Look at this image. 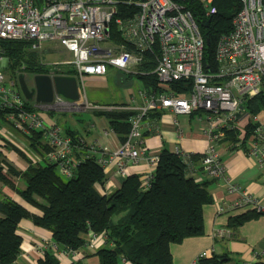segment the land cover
<instances>
[{
  "label": "built area",
  "instance_id": "1",
  "mask_svg": "<svg viewBox=\"0 0 264 264\" xmlns=\"http://www.w3.org/2000/svg\"><path fill=\"white\" fill-rule=\"evenodd\" d=\"M197 8L207 17L215 11L213 0H0V41H26L32 51L44 43L60 44L72 56L70 65L75 71L79 94L76 100L56 92L49 102H37L34 95L31 100L26 99L17 79L6 77L3 67L7 63L0 48L3 64L0 68V164L5 159L11 162L7 148L23 151L13 147L16 135L25 142L27 135L38 130L48 143L46 158L58 166L61 176L69 177L77 162L72 154V138L63 134L57 124H46L40 112L115 108L87 103L83 78L106 75L109 67L127 71L148 53L156 62L153 71L159 79V91L148 94L146 89L139 90L144 103L132 105L130 110L136 113L126 138L116 149L95 146L96 161L101 167L113 163L118 174L126 175L125 160H137L143 154L139 143L142 118L155 109L203 119L208 143L202 163L204 172L211 177L224 175L216 145L229 130L243 137L247 157L264 163V118L261 117L264 110L254 114L248 109L253 97L264 96V0H241L232 30L217 41L212 70H206L203 61L205 41L199 29L201 20L192 14ZM112 27L131 49L111 37ZM172 82H177L178 88L172 87ZM33 85L32 77L28 87ZM23 154L24 159L37 160L30 147ZM157 160V155L149 157L153 169ZM153 169L143 174V185H148L147 175ZM228 191H238V187L229 183ZM233 206L264 210L258 199L245 193ZM225 207L220 205L218 210ZM98 237L104 239L102 234L93 235L87 246ZM47 248L54 249L55 245L49 241L33 246L39 256ZM80 252L59 250L57 257L72 259ZM209 254L210 251L203 250L196 259Z\"/></svg>",
  "mask_w": 264,
  "mask_h": 264
},
{
  "label": "trees",
  "instance_id": "2",
  "mask_svg": "<svg viewBox=\"0 0 264 264\" xmlns=\"http://www.w3.org/2000/svg\"><path fill=\"white\" fill-rule=\"evenodd\" d=\"M213 4L215 11L210 17L204 16L198 8L193 9L192 13L201 20L199 29L205 41L203 61L206 70L215 68L217 41L232 30L241 0H213ZM206 21L209 22L205 27L203 24ZM110 34L115 41L131 49L115 27L111 28ZM28 45L26 41H0L2 55L8 58L5 68L11 75L16 71L34 74L48 72L49 66L40 63L38 52L29 50ZM155 65L154 57L148 53L144 60L134 63L133 67L122 73L126 77L138 78L142 82V89H146L148 94L156 93L159 91V79L153 71ZM65 67H61V72L75 74L74 70ZM171 85L178 88L177 82ZM248 109L254 114L264 110V96L253 97ZM95 111L107 118L110 128L122 142L136 112L130 109ZM149 112L142 119L150 116ZM49 114L52 115V112ZM67 134L72 138V154L77 161L67 178L61 176L58 166L46 158L48 143L43 132L38 130L26 137L31 153L37 160L31 161L26 157L25 170L6 159L3 165L0 164V264H17L21 237L16 229L23 218L48 230L55 245L54 249H45L36 264H59L57 251L82 252L88 247L89 238L98 234L103 235L105 245L91 253L97 257V264H120L122 261L132 264H173L170 244L203 234V206L212 202V196L206 180H196L195 176L203 173L208 179H217L204 172V153L174 152L163 148L157 154L156 166L147 175L148 185H143V174H130L124 176L119 188L105 193L96 188L106 181L105 170L96 161L97 148L87 145L74 132L67 130ZM237 134L235 130L226 131L222 141L227 142L229 149L244 146L243 138L238 139ZM82 153L84 155L80 157ZM3 166L6 168L3 169ZM14 178L24 183L23 189L14 184ZM3 186L13 189L40 213L29 212L4 195L1 192ZM256 215L255 211L240 214L232 218L229 225L234 228ZM227 260L228 255L211 254L198 262L224 264ZM73 264L83 263L77 260Z\"/></svg>",
  "mask_w": 264,
  "mask_h": 264
},
{
  "label": "crops",
  "instance_id": "3",
  "mask_svg": "<svg viewBox=\"0 0 264 264\" xmlns=\"http://www.w3.org/2000/svg\"><path fill=\"white\" fill-rule=\"evenodd\" d=\"M90 102L100 106L107 104L121 105L124 103L122 104L125 105L124 107L119 106L122 109H132L133 105L125 99L107 102L93 100ZM128 103L129 105H126ZM143 103L142 97L141 100L136 98L134 107L141 106ZM97 109L102 110L105 108ZM95 110L82 109L79 112L71 113L73 115L69 121L66 118L64 119L65 128L63 131L60 128L61 132L66 135H68L67 130L74 132L78 137H81L83 142L90 146H96L101 149L106 147L108 150L116 149L121 141L110 128L107 118L102 114H97ZM82 111L88 112V119L85 120L79 116ZM156 112H159V114H156ZM149 114L150 116L148 115L141 125L143 134L139 143L142 144L143 154L137 160H125L126 175H142L150 172L153 167L149 157L159 154L163 148L170 151L179 150L193 154L204 152L208 140L203 132L205 127L203 119L194 115H173L164 109L150 110ZM53 123L57 124L56 121H52ZM75 126L79 128L77 129ZM237 138L241 139L243 137H239L237 134ZM216 150L224 167L223 177L208 179L203 173H198L195 176L196 180H206L209 193L212 196V202L203 206L204 232L200 236L186 237L179 243L170 244L169 249L173 264H201L196 257L203 250L210 251L208 256L211 254L228 255L229 260L224 264H264V210L255 211L248 206H233L241 195L245 193L258 199L260 205L264 207V163L261 164L247 157L242 146L241 148L229 149L226 141L221 140L216 145ZM6 152L13 165L21 170L26 169V160L21 158L24 161L21 162L14 149L7 148ZM83 155L84 153L80 154V157H83ZM104 170L106 181L103 186L97 185L96 188L100 192L110 193L120 187L124 176L117 173L113 163H109ZM229 183L237 186L238 191L229 192ZM14 184L20 189L24 188V183L21 180L14 178ZM1 192L22 205L29 212L33 214L40 213L37 208L24 201L8 186H3ZM220 205H225L226 207L219 211L218 206ZM253 211L257 214L253 218L234 228L229 225L232 218ZM16 232L21 237L17 264H36L40 256L33 250V246L41 242L46 244L49 241L52 242L51 233L36 226L28 218L20 220ZM103 245H105L103 239L98 237L92 245L80 252L78 257L72 259L59 257V264H73L77 260H81L83 264H96L98 261L97 257L91 253ZM120 264L132 263L122 261Z\"/></svg>",
  "mask_w": 264,
  "mask_h": 264
},
{
  "label": "rangeland",
  "instance_id": "4",
  "mask_svg": "<svg viewBox=\"0 0 264 264\" xmlns=\"http://www.w3.org/2000/svg\"><path fill=\"white\" fill-rule=\"evenodd\" d=\"M29 50L31 49L29 48ZM33 51L38 52L40 56V63L49 66L48 72L46 74L50 75L53 73L55 74L61 72V67L63 66H67L65 67V69H72L70 65V60L72 58L71 54L58 43H44L38 50H33ZM5 61L7 63L8 61L7 57H5ZM2 67L3 64L0 61V68ZM3 71L6 77L11 80L16 79L18 75L22 73L24 74L26 83L29 82L30 84H31L30 81L34 75V73H30L27 71L26 72L16 71L11 75L6 71L5 67H3ZM126 76L127 75L122 73V71L118 72L114 68H110V70L106 73V75L103 76H95V75L85 76L83 78L85 85V96H86L85 100L87 101V103L91 104L90 101L93 100L99 102H103V101L107 102V101H120L125 99L129 101L130 104L134 105L136 98L141 100V96L138 94V92L143 88V85L142 82L135 76L132 77H126ZM102 81H104V83H102ZM131 98H135V100H132ZM92 104H96V103H92ZM111 106L115 107L113 109L118 110V109H122L119 106H125V105H111ZM50 112H52V115H50V117L47 111H41L40 115L41 117H43L46 124H51L52 121H56L57 124L62 129V131L65 128L64 119L66 118V120L69 121V119L73 115L71 114L73 113L71 111H50ZM75 112H79V111H75ZM79 116L86 120L88 119V112L82 111L81 113H79ZM261 117L264 118L263 113H261ZM76 128L78 129L79 127L77 126ZM28 144H30V142H27V140L24 142L23 139L21 137H18L17 135L14 137L13 147L18 146L20 149L23 150V151L21 150L16 151L18 153V156L20 154L25 156L23 153L24 151L28 150L29 147ZM23 156L20 157L21 162H24L21 159V158L24 159Z\"/></svg>",
  "mask_w": 264,
  "mask_h": 264
},
{
  "label": "water",
  "instance_id": "5",
  "mask_svg": "<svg viewBox=\"0 0 264 264\" xmlns=\"http://www.w3.org/2000/svg\"><path fill=\"white\" fill-rule=\"evenodd\" d=\"M208 22L206 21L203 26L206 27ZM17 82L22 94L28 100H31L34 95L37 102H49L54 92L70 100L79 99L77 79L73 75L35 74L34 85L29 88L24 74L21 73L17 77Z\"/></svg>",
  "mask_w": 264,
  "mask_h": 264
},
{
  "label": "flooded vegetation",
  "instance_id": "6",
  "mask_svg": "<svg viewBox=\"0 0 264 264\" xmlns=\"http://www.w3.org/2000/svg\"><path fill=\"white\" fill-rule=\"evenodd\" d=\"M31 82V81H30ZM27 85H31L29 82H27Z\"/></svg>",
  "mask_w": 264,
  "mask_h": 264
}]
</instances>
